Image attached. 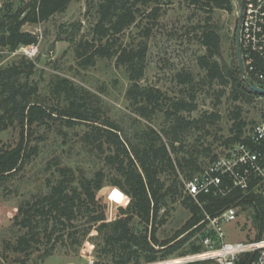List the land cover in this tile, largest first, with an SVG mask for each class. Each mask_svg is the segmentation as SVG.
Instances as JSON below:
<instances>
[{
  "label": "trees",
  "instance_id": "16d2710c",
  "mask_svg": "<svg viewBox=\"0 0 264 264\" xmlns=\"http://www.w3.org/2000/svg\"><path fill=\"white\" fill-rule=\"evenodd\" d=\"M73 1L19 0L18 4L5 1L0 7V52L14 53L20 47L38 44L37 35L24 31L23 27L48 21L65 12ZM149 1L98 0L92 40H80L74 52L82 67L90 66L96 58L114 59L117 66H122L129 80L127 99L145 119L157 111L164 114L170 130L163 131V136L169 144L149 127L139 131L137 142H130L115 123L100 120L90 111L87 100L78 96L67 79H57L51 86L52 94L62 99V105L48 107L39 101L38 85L32 82L35 65L24 56L0 66V133L10 128L18 130L16 142L0 144V188L24 175L26 168L39 157L40 143L48 139V133L66 146L69 131H74L78 149L93 159L88 169L73 167L55 155L45 161L49 174L45 178L46 191L23 199L13 218V226L18 228L12 246L15 254H22L28 260L29 254L38 252L35 246L41 241L44 248L38 258L53 255L57 246L67 253H77L95 230L96 235L90 240L94 242L97 264L152 263L179 251V255L201 251L199 239L194 237L204 227L202 208L213 216L229 206L253 210L255 234L249 240L264 236V202L259 192L233 189L224 197L200 195L201 208L184 192V185L178 180L179 172L186 180L199 172L193 152L187 153V157L179 155L183 147L178 134L192 126L204 125L206 117L186 119L183 116L196 109L194 97L188 92L170 98L157 88L142 86L146 45L139 43L136 47H127L115 39L116 35L136 25L138 4ZM191 3L208 8L207 11L213 8L232 11L231 0H191ZM158 12L159 9H152L149 16L155 19ZM193 30L197 32V42L205 50L196 58L198 67L204 71L202 82L229 85L235 101L264 99L243 82L235 53L233 66L218 61L221 39L212 26L205 24ZM149 33L147 30L145 37ZM233 46L235 50V38ZM175 81L190 87L195 79L192 74L180 71L175 74ZM232 121L233 135L225 141L226 145L239 143L246 134L240 110L233 113ZM80 126L85 129L75 131ZM39 130L44 134H39ZM217 158L213 156L211 162ZM106 185L118 188L129 198L127 207L119 209L120 216L112 221H107L103 205L96 200L97 193ZM178 200L189 217L173 237L159 240L158 228L169 214V204ZM109 202L108 217L112 216L116 204L111 198ZM180 235L183 236L178 239Z\"/></svg>",
  "mask_w": 264,
  "mask_h": 264
},
{
  "label": "rangeland",
  "instance_id": "374dc122",
  "mask_svg": "<svg viewBox=\"0 0 264 264\" xmlns=\"http://www.w3.org/2000/svg\"><path fill=\"white\" fill-rule=\"evenodd\" d=\"M5 1L7 0H0V7ZM11 1L16 4L19 2V0ZM97 3L98 0H74L65 12L54 15L48 21L39 25H25L24 31L36 34L38 37L35 55L25 56L23 51L25 47H20L14 53L4 50L0 52V66L4 67L24 56L35 65L36 72L32 82L38 85L39 101L49 105L48 107L55 108L62 105V99H57L56 95L52 94L51 86L57 79H67L76 89L78 96L87 100L90 111H94L100 120L108 119L115 123L121 130L122 136L127 137L130 142L134 140L137 142L139 131L149 127L169 144V140L163 136V131L170 130L164 114L157 111L145 119L138 115L137 108L127 99L129 80L122 66H117L114 59L107 58H96L93 64L86 67H82L77 61L75 45L80 40H92V28L97 20ZM231 6L232 11L227 12L215 8L207 11L208 8L200 4L194 5L191 0H150L147 4L140 2L136 8V25L115 36L123 46L136 47L139 43L146 45L142 86L157 88L170 98H177L185 92L194 97L196 109L191 113H183V116L186 119H199L205 115L206 120L203 122L204 125L201 123L198 127L192 126L178 134L179 143L183 147V152L179 155L186 156L190 151L193 152L199 165V172L211 162L213 156H221L234 145L225 144V141L233 135L231 132L233 113L240 110L241 117L246 123L243 130L245 135L264 119V99L242 98L235 101L230 94L229 85L222 86L216 82L201 81L204 71L198 67L196 58L205 50L197 42V32L193 28H201L205 24L212 26L221 39V58H217L218 61L233 66L235 60L233 40L237 16L232 0ZM155 8L159 9V12L154 19L149 14ZM147 30L150 33L145 37ZM180 71L192 74L195 79L194 84L190 87L179 85L175 81V74ZM82 129H85V126H80L75 131L79 132ZM39 131V134H44ZM69 132L65 140L66 146L59 138L48 133V139L40 143L39 157L26 168L24 175L6 187L0 188V264H85L81 251L85 249L87 251L86 243L94 246V242L90 239L96 235L95 230L90 232L77 253H67L64 248L57 246V252L53 255L44 259L38 258V253L44 248L43 241L36 244L35 247L39 250L29 254L28 260L26 256L15 254L12 250L18 234V228L13 226L17 206L23 199L46 191L45 178L49 174L44 166L45 161L55 155L73 167L86 169L92 167L93 159L85 153L82 154L73 137L75 132ZM17 139V129L10 128L0 133V144L16 142ZM205 149L207 151H204ZM170 154L172 158L175 157L172 151ZM178 180L183 184L186 176L179 172ZM113 190L119 191L121 199L119 202L116 201L113 214L108 217L109 199ZM96 200L103 205L107 221L118 218L119 209L126 208L129 203V198L124 193L108 185L97 193ZM237 212V223L225 227L227 240L250 241L249 239H253L255 234L253 210L250 208L243 210L239 207ZM162 213L163 210L160 215ZM188 217V212L180 206L179 200L170 203L169 214L164 224L158 228L159 240L173 237ZM182 236L180 235L178 239ZM94 250L95 248L93 255Z\"/></svg>",
  "mask_w": 264,
  "mask_h": 264
},
{
  "label": "built area",
  "instance_id": "2783aa9c",
  "mask_svg": "<svg viewBox=\"0 0 264 264\" xmlns=\"http://www.w3.org/2000/svg\"><path fill=\"white\" fill-rule=\"evenodd\" d=\"M235 6L238 45L245 76L264 89V0H232ZM37 44L25 47L24 55L32 57ZM184 192L202 208L200 195L224 197L233 189L261 194L264 202V119L259 121L242 140L230 147L202 171L184 181ZM203 210L204 227L198 237L201 251L150 264H264V236L258 240H227L225 227L237 222V207L229 206L213 216ZM81 254L85 264H97L93 245Z\"/></svg>",
  "mask_w": 264,
  "mask_h": 264
},
{
  "label": "water",
  "instance_id": "95a60500",
  "mask_svg": "<svg viewBox=\"0 0 264 264\" xmlns=\"http://www.w3.org/2000/svg\"><path fill=\"white\" fill-rule=\"evenodd\" d=\"M239 25H240V21H237V25H236V31H235V54H236V62H237V68L238 71L242 77L243 82L245 83V85L247 86V88L260 95V96H264V89L261 87L256 86L252 81H250L246 76L245 73L243 72L242 69V63H241V57H240V49H239V45H238V29H239Z\"/></svg>",
  "mask_w": 264,
  "mask_h": 264
},
{
  "label": "clouds",
  "instance_id": "9594fccd",
  "mask_svg": "<svg viewBox=\"0 0 264 264\" xmlns=\"http://www.w3.org/2000/svg\"><path fill=\"white\" fill-rule=\"evenodd\" d=\"M111 199L114 200V201H117L119 202L120 199H121V194L119 193L118 190H113L112 193H111Z\"/></svg>",
  "mask_w": 264,
  "mask_h": 264
},
{
  "label": "flooded vegetation",
  "instance_id": "af4514ba",
  "mask_svg": "<svg viewBox=\"0 0 264 264\" xmlns=\"http://www.w3.org/2000/svg\"><path fill=\"white\" fill-rule=\"evenodd\" d=\"M235 31H236V29H235ZM235 34V33H234Z\"/></svg>",
  "mask_w": 264,
  "mask_h": 264
}]
</instances>
